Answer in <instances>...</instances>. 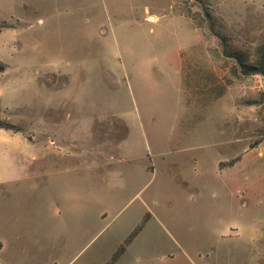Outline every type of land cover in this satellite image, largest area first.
I'll use <instances>...</instances> for the list:
<instances>
[{
    "label": "rangeland",
    "instance_id": "rangeland-1",
    "mask_svg": "<svg viewBox=\"0 0 264 264\" xmlns=\"http://www.w3.org/2000/svg\"><path fill=\"white\" fill-rule=\"evenodd\" d=\"M236 58L264 66V0H0V245L95 192L57 264H264V76Z\"/></svg>",
    "mask_w": 264,
    "mask_h": 264
},
{
    "label": "crops",
    "instance_id": "crops-1",
    "mask_svg": "<svg viewBox=\"0 0 264 264\" xmlns=\"http://www.w3.org/2000/svg\"><path fill=\"white\" fill-rule=\"evenodd\" d=\"M183 68V67H182ZM181 86L182 85V69L180 73ZM91 124V123H90ZM61 127L54 128L47 126V137L49 142H47L42 147L45 151H51L45 154L46 157L49 156H61V152L73 150V153L68 156H72L74 159H80L82 157V147L79 140H74L72 142H57L52 138L51 130L59 132ZM59 134V133H58ZM65 144H70L66 147ZM103 145V144H102ZM106 145L99 146L100 151H105ZM23 195V194H22ZM71 196H66L64 193L60 194H47L43 193L44 199H71V206H64V201L60 203L54 202V209L57 212L55 218L56 222V236L51 242L44 241L42 238L34 239L31 234L27 231L26 227H13L11 222L9 226V241L4 245H0V252L2 257L0 258L1 264H57L59 261H63L65 254L69 251L70 244L66 245L65 237L70 236V229L72 230V235L79 232L81 229L84 231L90 230L91 226L95 222V212L97 206L98 196L95 192L87 193H72L68 194ZM32 197H27L26 199H31ZM42 198V197H41ZM111 200H117V196L110 197ZM109 198V199H110ZM18 207V206H17ZM67 231V233H66ZM124 237L120 238L122 241ZM117 256L112 252V257L105 262V264H117ZM88 261V260H87ZM87 261L84 263L86 264ZM88 261L87 264H91Z\"/></svg>",
    "mask_w": 264,
    "mask_h": 264
},
{
    "label": "trees",
    "instance_id": "trees-1",
    "mask_svg": "<svg viewBox=\"0 0 264 264\" xmlns=\"http://www.w3.org/2000/svg\"><path fill=\"white\" fill-rule=\"evenodd\" d=\"M208 18L210 17L209 14L206 12L205 14ZM209 22L211 21L210 19L208 20ZM238 60L239 66L241 68L242 73L244 74H261L264 76V66L263 64L260 63V65H251L244 63L241 58H236ZM4 71V66L0 64V72ZM0 129L3 130H14V126L9 124L6 121L0 120Z\"/></svg>",
    "mask_w": 264,
    "mask_h": 264
},
{
    "label": "bare ground",
    "instance_id": "bare-ground-1",
    "mask_svg": "<svg viewBox=\"0 0 264 264\" xmlns=\"http://www.w3.org/2000/svg\"><path fill=\"white\" fill-rule=\"evenodd\" d=\"M150 20H152V18L150 17Z\"/></svg>",
    "mask_w": 264,
    "mask_h": 264
}]
</instances>
